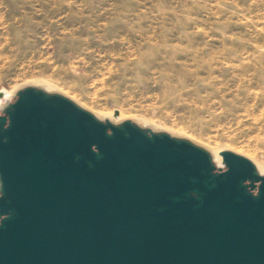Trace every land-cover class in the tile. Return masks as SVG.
<instances>
[{
	"label": "water",
	"instance_id": "1",
	"mask_svg": "<svg viewBox=\"0 0 264 264\" xmlns=\"http://www.w3.org/2000/svg\"><path fill=\"white\" fill-rule=\"evenodd\" d=\"M0 110V264H264L248 157L223 150L222 168L188 138L36 85Z\"/></svg>",
	"mask_w": 264,
	"mask_h": 264
},
{
	"label": "rangeland",
	"instance_id": "2",
	"mask_svg": "<svg viewBox=\"0 0 264 264\" xmlns=\"http://www.w3.org/2000/svg\"><path fill=\"white\" fill-rule=\"evenodd\" d=\"M33 84L264 169V0H0V102Z\"/></svg>",
	"mask_w": 264,
	"mask_h": 264
},
{
	"label": "bare ground",
	"instance_id": "3",
	"mask_svg": "<svg viewBox=\"0 0 264 264\" xmlns=\"http://www.w3.org/2000/svg\"><path fill=\"white\" fill-rule=\"evenodd\" d=\"M33 85H35V84H33ZM36 86H38V85H36ZM39 87H42V86H39ZM42 88H45V87H42ZM4 92V95L7 97V91H3ZM13 95V94H12ZM9 96L10 95H8V97H7V99L8 100H10V98H9ZM1 100V99H0ZM5 105V103H1L0 102V107H3ZM99 118H101V119H105V118H109L111 121H113V122H119V120L118 119H116L115 117H112V116H110V117H108V116H104V115H100V114H96ZM121 120H123V119H121ZM138 123H140V124H142V123H145V122H143L142 120H139V121H137ZM154 130V129H153ZM156 130H158V129H156ZM160 130V129H159ZM212 155H213V158H214V160L216 161V162H218V163H221L222 162V160H221V157L218 155V154H216V153H212ZM257 168H258V170H259V172L260 173H263L264 174V169H262L261 167H259V166H257Z\"/></svg>",
	"mask_w": 264,
	"mask_h": 264
},
{
	"label": "flooded vegetation",
	"instance_id": "4",
	"mask_svg": "<svg viewBox=\"0 0 264 264\" xmlns=\"http://www.w3.org/2000/svg\"><path fill=\"white\" fill-rule=\"evenodd\" d=\"M221 167V166H220ZM223 168V167H222Z\"/></svg>",
	"mask_w": 264,
	"mask_h": 264
}]
</instances>
